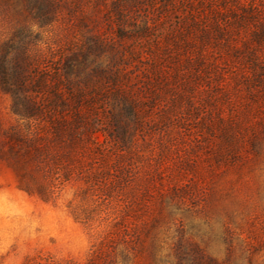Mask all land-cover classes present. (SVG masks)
<instances>
[{"label":"rangeland","instance_id":"obj_1","mask_svg":"<svg viewBox=\"0 0 264 264\" xmlns=\"http://www.w3.org/2000/svg\"><path fill=\"white\" fill-rule=\"evenodd\" d=\"M223 2L204 39L190 0H0V264H264V0Z\"/></svg>","mask_w":264,"mask_h":264},{"label":"trees","instance_id":"obj_2","mask_svg":"<svg viewBox=\"0 0 264 264\" xmlns=\"http://www.w3.org/2000/svg\"><path fill=\"white\" fill-rule=\"evenodd\" d=\"M214 1V2H213ZM190 0V5L188 6L191 14L193 17L191 18V23L196 24L197 21H201V18L204 16L211 15L212 17V24H207L206 26L203 27V30L200 32V36L204 37V39L208 38L209 36H212L214 34V37H223L224 36V30L221 29V27L218 24V19H222V13L227 14L228 19H232V23L238 24V20L236 15L233 13V11L239 10L237 6H235V3H231L229 6L226 7V4H221L225 3V0ZM229 1V0H228ZM231 1V0H230ZM255 8V7H254ZM252 9H243L244 15H250L253 17L254 15H258L259 11ZM204 10H207V14H199V12H202ZM242 9V8H240ZM224 10V11H222ZM247 13V14H246ZM196 15V16H195ZM242 15V16H244ZM200 16V17H199ZM236 17V18H235ZM248 17V16H247ZM245 19V17H242ZM242 18H240L242 20ZM198 19V20H197ZM264 30V29H263ZM262 31V30H261ZM260 33H253L254 38H259L264 39V35H257ZM259 40V39H258ZM233 44V43H232ZM247 43H244L243 45H246ZM235 46V45H234ZM255 59L253 62L258 65V58L257 55H253ZM262 70V69H261ZM259 81L261 82L262 86H264V79L259 78ZM83 117V114L80 115V113L75 112L69 117H66V115H61L57 120H53L51 122L52 124V135H60L61 132H65L66 135L68 136V139L74 140L75 139V134L76 130L74 129V125L78 122ZM36 140H28L27 146L29 148H36L37 143L35 142ZM27 147H25L26 149Z\"/></svg>","mask_w":264,"mask_h":264}]
</instances>
